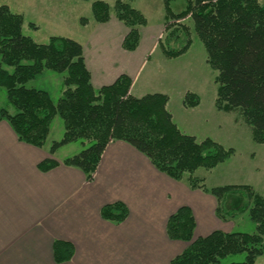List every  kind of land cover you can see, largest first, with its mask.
Segmentation results:
<instances>
[{
    "label": "trees",
    "instance_id": "16d2710c",
    "mask_svg": "<svg viewBox=\"0 0 264 264\" xmlns=\"http://www.w3.org/2000/svg\"><path fill=\"white\" fill-rule=\"evenodd\" d=\"M91 2L93 20L107 23L111 13L127 29L121 48L133 52L139 45V28L147 25L143 14L129 3L116 0L113 7L97 0ZM130 2L133 0H129ZM165 11L164 30L157 47L169 60L185 54L191 45L189 20L203 44L206 63L215 72L217 111L237 113L251 130L253 143L264 144V0H183L184 8L173 13L170 5L177 0H161ZM81 25L87 20L80 19ZM23 16L0 6V89L8 105L0 108V121H6L17 139L42 148L50 124L59 116L64 127L60 142L50 153L72 141L89 147L63 161L65 166L80 169L91 181L101 155L111 141H123L143 154L161 173L175 181L184 180L195 190L210 193L217 200L216 216L225 221L247 214L255 225L253 233L214 231L205 237H194L195 219L191 209L179 208L166 223L167 237L188 244L170 264H221L230 256L245 254L241 262L255 264L264 256V196L248 185L206 188L203 180L193 177L198 169L212 170L230 159L234 150L224 148L210 138L201 141L182 133L166 109L168 97L149 94L141 98L129 94L131 80L120 75L110 86L94 89L86 69L82 46L64 37H51L46 44H36L22 33ZM31 29H37L29 24ZM44 71L62 75V91L56 102L48 93L27 86ZM199 98L184 95L186 109L197 107ZM59 163L45 159L38 169L47 172ZM186 177V178H185ZM241 196L245 201L226 209L228 196ZM100 215L104 220L123 222L128 211L121 202L105 205ZM53 259L60 264L69 261L71 244L55 241Z\"/></svg>",
    "mask_w": 264,
    "mask_h": 264
},
{
    "label": "crops",
    "instance_id": "0c3cea01",
    "mask_svg": "<svg viewBox=\"0 0 264 264\" xmlns=\"http://www.w3.org/2000/svg\"><path fill=\"white\" fill-rule=\"evenodd\" d=\"M24 1L29 9L37 10L38 19L49 27L57 15V3ZM79 1L72 0L74 8L79 9ZM152 3L147 1L151 7ZM61 6H68V2L61 1L59 10ZM22 15V33L36 44H46L49 38L63 35H38L40 27L35 23L39 22ZM84 19L87 24H80V45L94 89L112 85L120 75L131 80L129 94L135 98L149 94L167 96V87L176 85L174 81L161 85L154 81L151 72L143 76L151 57L159 50L157 43L164 24L155 29L146 18L147 25L138 29L137 49L128 52L121 48L128 29L112 13L104 24L96 23L91 16ZM29 24L37 29H31ZM48 72L51 71L42 74ZM169 101L168 97L166 109L173 123L182 133L194 136L186 117L197 116L198 108L184 111L180 106L173 112L168 108ZM50 147L44 144L36 148L20 142L9 124L0 121V264H57L52 252L55 241L67 242L74 249L72 258L60 264H170L188 244L170 240L166 223L184 206L191 209L195 219V238L214 231L231 232L216 216L214 196L191 189L184 180L167 177L123 141L107 144L91 181L80 169L65 166L63 161L69 157L58 159L56 153H50ZM45 159H53L59 165L42 172L38 164ZM115 202L123 203L128 211L120 223L104 220L100 215L103 206Z\"/></svg>",
    "mask_w": 264,
    "mask_h": 264
},
{
    "label": "rangeland",
    "instance_id": "374dc122",
    "mask_svg": "<svg viewBox=\"0 0 264 264\" xmlns=\"http://www.w3.org/2000/svg\"><path fill=\"white\" fill-rule=\"evenodd\" d=\"M61 1L64 0H54L58 8H60ZM66 1L68 6L70 3V6H61L62 9L60 10L57 8V15L53 16L55 19L50 21L49 27L38 19L37 10L29 9L24 0H0V6L7 5L12 12L21 15L25 13L28 18H31V22H39L35 23L37 27H40L38 35L59 33L63 34L60 35L61 37L70 38L81 44L83 42V25L78 23V18L92 17L91 2L79 1L80 7L76 9L74 8L76 4L71 3L72 0ZM97 1L105 2L113 7L116 0ZM121 1L129 3L134 9L144 13L150 27L157 29L158 26L164 24L165 11L161 0H152V7L147 5L148 0ZM184 5L183 0H177L171 3L170 8L173 13H178L184 8ZM63 11L65 14L61 15L59 12ZM77 14L80 16L76 19ZM183 23H186L191 31L192 41L187 52L176 59L169 60L161 56V51L158 48V52L151 57L148 67L145 68L143 76L151 72L154 75V81H159L161 85H168L172 81L176 83L172 88L167 87V96L170 98L168 108L173 112L183 106V101L181 102L183 93L195 94L199 98L198 109L195 111L198 115L192 117L189 114V117H186L189 120L188 126H191L193 130L191 132L194 133L198 141L203 140L204 137L210 138L224 148L234 150L233 156L224 163L212 170L198 169L194 172L193 177L202 179L204 185L208 187L248 185L255 192L264 196V144L253 143L250 128L237 113H224L216 110L214 105L216 96L215 72L206 63V50L194 33L191 22L184 20ZM27 86L47 92L50 99L56 102L62 91V75L51 72L41 74L29 81ZM0 108L12 110L7 103L4 89H0ZM182 109L187 111L185 108ZM204 118H207L208 121L205 122ZM63 136L62 120L59 116H55L51 121L50 132L45 144L51 146L55 142L58 143ZM89 145V143L81 144L80 141H72L57 148L54 153L58 159L72 157ZM243 202L245 201L241 196L230 195L226 198L224 207L226 209L236 208ZM223 222L227 224V227H230L231 232L250 234L255 231V225L249 220L247 214L228 218ZM244 256L245 254H239L227 257L221 261V264L241 262ZM255 264H264V256L257 258Z\"/></svg>",
    "mask_w": 264,
    "mask_h": 264
}]
</instances>
